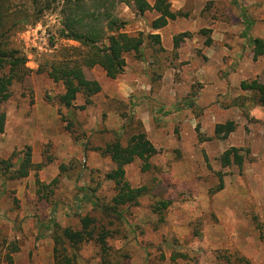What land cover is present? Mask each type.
Here are the masks:
<instances>
[{
  "label": "rangeland",
  "instance_id": "374dc122",
  "mask_svg": "<svg viewBox=\"0 0 264 264\" xmlns=\"http://www.w3.org/2000/svg\"><path fill=\"white\" fill-rule=\"evenodd\" d=\"M9 1L10 42L26 52L33 74L15 83L10 100L0 105L7 115L0 157L15 155L16 164L31 147L41 168L20 180L0 174L2 252L17 245L15 264H54L52 222L79 230L80 217L99 215L84 195L112 200L115 185L105 175L114 166L96 149L113 142L116 133L126 144L128 133L138 131V120L159 153L148 172L140 160L126 168L130 185L147 192L110 228L114 235L108 242L122 264H264V105L240 87L253 80L264 85V56L254 60L241 12L245 8L254 24L250 37L264 39V0H170L184 16L159 31L150 29L156 13L140 17L120 5L129 34H159L161 43L147 42L143 60L128 56L125 73L116 79L100 67L85 68L86 77L102 86L85 110L62 107L63 85L38 72L64 48H81L59 37L65 0H39L44 13L35 24L32 0ZM184 33L188 36L176 48L174 39ZM84 102L80 96L77 105ZM60 112L86 136L76 139L68 132ZM123 115L135 117V128L123 130ZM227 121L237 124L227 139L199 141L198 125L211 138L215 126ZM232 147L244 149L245 162L224 168L221 156ZM161 200L171 205L156 214ZM99 261L95 243L84 244L77 263Z\"/></svg>",
  "mask_w": 264,
  "mask_h": 264
},
{
  "label": "trees",
  "instance_id": "16d2710c",
  "mask_svg": "<svg viewBox=\"0 0 264 264\" xmlns=\"http://www.w3.org/2000/svg\"><path fill=\"white\" fill-rule=\"evenodd\" d=\"M53 2L55 1L47 2L45 10H50ZM39 4H41L39 0H32L33 15L31 19L28 17L27 21L30 19L31 22L35 19V23H37L40 20L44 10L39 9ZM120 5L134 9L140 17H143L147 12L156 13L157 18L150 25L152 31L164 29L170 22L184 16L183 13L175 12L172 9L170 0H154L153 4L148 0H65L60 10L59 37L79 43L82 49L64 48L60 57L47 63L45 70L40 67L38 71L47 73L54 83L63 85L65 92L59 98L62 107L85 110L93 104L92 98L101 93L102 86L98 81L89 80L86 77L85 68L100 67L108 78L116 79L125 73L128 56L133 55L135 58L143 60L147 42L160 45L159 34L143 32L135 35L129 34L126 31L128 21L118 14ZM10 10V1L0 0V105L10 100L11 88L15 83L22 84L33 74V71L27 66L26 52L20 47L13 46L10 42L11 28L7 27ZM241 12L246 36L253 46V58L257 61L264 56V39L250 37L249 34L254 24L245 8L242 7ZM187 36V33L177 36L174 39L175 47L179 48ZM240 87L243 91L256 93L258 95L256 102L264 105V85L258 80L243 81ZM80 96L84 97L85 102L84 105L78 106L77 100ZM60 114L62 113L60 112ZM123 117L126 121L123 130L128 127L135 128L136 119L133 115L128 117L123 115ZM62 120L66 123V130L74 136L77 135L76 139L86 136L82 132L78 135L75 130L76 122L73 118L62 114ZM6 124L7 115L0 113V135L5 133ZM137 124L138 131L128 133L126 144L123 142L121 133H116L113 142L104 148L96 149L102 156L109 157L113 163L114 167L105 175V180L114 183L116 191L109 203H101L95 197L91 199L87 195L83 196L85 200L91 202L99 215L80 217L81 228L79 230L70 227L63 228L52 222V228L49 230L54 241V264H78L77 260L82 246L90 241H93L99 249L100 261L97 264H122L109 245L108 241L114 235L110 228L115 224V221L122 222L128 209L137 207L140 199L147 192L145 186L134 188L130 185L126 179V168L136 160H140L142 171L148 172L153 168L150 160L159 153L149 140L142 122L137 120ZM236 129L237 124L234 121L217 124L211 138L202 134L199 125L196 130L199 141L206 142L214 139L225 140ZM14 157L15 155L9 159L0 157V174L7 180L25 179L31 172L41 168V165H36L33 162L31 147L22 151L16 164L13 162ZM221 162L224 168L232 165L242 166L245 162L244 149L229 148L221 156ZM61 169L65 170V166H62ZM38 184L42 185L39 181ZM223 188L221 178L218 190ZM170 205L171 201H158L154 206V213L162 214ZM104 221L106 223L102 224ZM18 252L17 245L8 246L5 253L0 249V264H15L14 254Z\"/></svg>",
  "mask_w": 264,
  "mask_h": 264
}]
</instances>
